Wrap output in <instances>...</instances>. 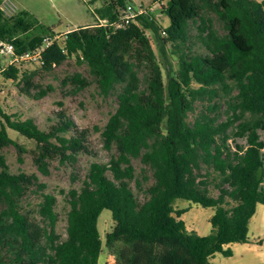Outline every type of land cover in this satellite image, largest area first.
<instances>
[{
    "label": "trees",
    "instance_id": "16d2710c",
    "mask_svg": "<svg viewBox=\"0 0 264 264\" xmlns=\"http://www.w3.org/2000/svg\"><path fill=\"white\" fill-rule=\"evenodd\" d=\"M157 1L167 27L142 14L117 28L127 0H86L98 5V23L68 31L43 53L44 72L76 58L102 96H116L103 127L80 128L61 110L43 130L0 106V264H99L104 250L115 264H213L218 253L232 256L227 245L249 242L250 220L264 205V0ZM148 32L162 55L170 45L178 56L167 83ZM58 34L26 11L7 16L0 8V40L18 55ZM1 75L34 100L52 90L17 65ZM65 82L78 90L92 85L79 73ZM8 129L33 142L34 164L45 176L54 161L96 156V134L110 153L67 193L65 238L56 232L54 195L42 192L37 207L27 208L33 187L45 186L34 174L10 172L2 150H26ZM179 199L214 210L209 235L187 229L180 219L187 209L174 207ZM104 210L114 225L103 239Z\"/></svg>",
    "mask_w": 264,
    "mask_h": 264
},
{
    "label": "rangeland",
    "instance_id": "374dc122",
    "mask_svg": "<svg viewBox=\"0 0 264 264\" xmlns=\"http://www.w3.org/2000/svg\"><path fill=\"white\" fill-rule=\"evenodd\" d=\"M11 1L19 10L30 13L39 22L50 27L56 33H61L60 42L64 39L65 31L98 23L97 15L94 13V9L98 5L88 6L86 0ZM127 2H132L138 10L143 9L144 14L155 18L160 26L167 27L169 25L167 17L160 12L161 4L157 0H127ZM121 4L125 5L124 2H121ZM147 34L152 39L158 61L163 69L165 83H167L168 70L171 68L174 73H177L179 69L178 56L173 54L170 45L166 46V55H162L155 44L154 35L150 32ZM10 61V56L0 52V106L5 113L17 116L21 120L33 119L40 129L45 130L52 125L55 122V113L61 110L66 111L80 128H92L95 125L103 127L117 108L116 96H102L97 85L93 82V77L90 75L87 65L79 64L76 58L67 60L51 72H44L39 66L32 63L17 64L22 73L35 74V83L42 85L44 88L52 89L49 95L41 100H34L23 95L19 90V81L6 80L1 75V71L9 66ZM76 73L87 78L92 82V85L84 90H78L74 85L66 84V78ZM199 109L201 108L199 107ZM225 109V106L221 109L222 120H225ZM193 118L194 115H191L190 121ZM8 133L13 140L26 150L25 153H20L15 146L2 150L1 153L6 157L10 172L13 174H34L38 177L39 182L45 186L43 191L33 187V192L29 193L25 199L27 208L37 207L41 201L40 194L42 192L54 195L57 198L56 211L59 214L56 232L65 238L68 212L67 193L71 189H80L91 163L107 162L110 153L103 148L100 135L96 134L91 139L96 156L80 155L75 164H61L59 161H54L49 166L50 174L45 176L34 164L33 151L35 146L33 142L11 129H8ZM134 166L137 173H139L141 169L139 160L134 161ZM214 195L217 196L218 192H214ZM174 207L175 209H187V212L180 219L185 222L189 231H196L202 236L211 233L210 218L214 214L212 208H203L182 199L176 200ZM113 222L111 212L104 210L98 221L103 239L106 233L111 231L114 225ZM105 254V257H108L106 250ZM211 261L213 264H242L243 259L239 254L234 257H224L221 254H216Z\"/></svg>",
    "mask_w": 264,
    "mask_h": 264
},
{
    "label": "built area",
    "instance_id": "2783aa9c",
    "mask_svg": "<svg viewBox=\"0 0 264 264\" xmlns=\"http://www.w3.org/2000/svg\"><path fill=\"white\" fill-rule=\"evenodd\" d=\"M0 8L7 16H12L19 10L11 0H3ZM142 14H144L143 9L138 10L132 2H128L125 4L120 20L114 23V25L117 28L126 27L128 26V24L134 22V20ZM61 36V34L55 36H46L43 39L42 45L38 49L25 52L21 55H18L16 53L15 46L12 43L0 40V52L2 54L10 56L11 61L9 63V66L21 63H32L36 66L42 67L44 65L43 53L48 48L53 46L56 42H58Z\"/></svg>",
    "mask_w": 264,
    "mask_h": 264
},
{
    "label": "crops",
    "instance_id": "0c3cea01",
    "mask_svg": "<svg viewBox=\"0 0 264 264\" xmlns=\"http://www.w3.org/2000/svg\"><path fill=\"white\" fill-rule=\"evenodd\" d=\"M77 28L79 27L69 29L65 31L64 34H66L68 31ZM248 236V243L230 244L227 245L225 249L229 248L232 251L231 257H234L235 255L239 254L240 257H242L243 259L242 264H255L256 261L258 264H264V205L262 204L257 205L256 213L250 220ZM105 256L106 254L104 250L99 259V264H115V259L113 256L109 254L108 257ZM215 256L216 255H214V257ZM213 258L211 260H213Z\"/></svg>",
    "mask_w": 264,
    "mask_h": 264
}]
</instances>
